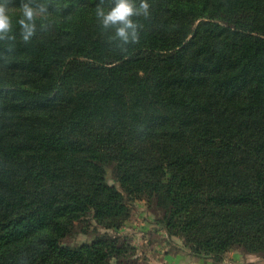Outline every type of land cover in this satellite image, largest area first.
<instances>
[{
  "label": "trees",
  "instance_id": "16d2710c",
  "mask_svg": "<svg viewBox=\"0 0 264 264\" xmlns=\"http://www.w3.org/2000/svg\"><path fill=\"white\" fill-rule=\"evenodd\" d=\"M46 2L50 30L0 41V264H131L125 235L61 240L143 197L192 255H264V0H149L127 51L111 0Z\"/></svg>",
  "mask_w": 264,
  "mask_h": 264
},
{
  "label": "clouds",
  "instance_id": "9594fccd",
  "mask_svg": "<svg viewBox=\"0 0 264 264\" xmlns=\"http://www.w3.org/2000/svg\"><path fill=\"white\" fill-rule=\"evenodd\" d=\"M49 13L46 0H22L18 6L0 0V41L14 40L18 32L21 40L30 42L38 31L47 32L53 27ZM150 14L149 0H111L107 6L98 4L95 9L99 27L111 33V39L121 51L139 42V18Z\"/></svg>",
  "mask_w": 264,
  "mask_h": 264
},
{
  "label": "rangeland",
  "instance_id": "374dc122",
  "mask_svg": "<svg viewBox=\"0 0 264 264\" xmlns=\"http://www.w3.org/2000/svg\"><path fill=\"white\" fill-rule=\"evenodd\" d=\"M112 168H113L112 164H109L107 166V179L109 180V182L114 183V174H113ZM116 185L118 186L117 183ZM130 206H131L132 213L129 219H131L132 217H134L135 214H137L135 213V211L139 209V206H142L144 209H147L146 201L144 197L131 202ZM150 212L151 214L149 215L145 213L144 216L139 218V221H142V220L151 221V219L149 218H152V220L156 221L158 220V218H161L163 210L161 208H155L153 209V211H150ZM148 216L149 218H147ZM124 225H125V222L117 230H115V228L105 229L104 227L98 225L97 222L90 215H87L84 219L76 222V226L74 228L73 233L64 237L61 240V244L69 245V246H76L82 242H90L91 240H93L99 235H102L105 232L111 233L112 235H115L118 233V234L125 235L130 241L131 245L134 247V252H133L134 254L131 257L129 256V259L127 260L132 261L131 264L133 263L149 264V258L151 254L152 256H156L155 254L157 253V248L155 249L154 244L159 243V240L163 238V237L161 238V236L158 237L159 235L158 231L159 229H163V226L160 225V223L158 222L157 225H155L157 227H152L153 229L151 230L148 229L147 233L141 235V233H139V231L136 232L135 229L133 230L127 229L126 231L125 229L122 228ZM127 228H130V227H127ZM142 236H143V239H142ZM227 252L224 254V258L222 262L218 264H221V263H224V264H227V263L264 264L263 253L247 252L241 247H233ZM247 253H251L252 255L246 256ZM124 263L126 264L127 262L125 261Z\"/></svg>",
  "mask_w": 264,
  "mask_h": 264
},
{
  "label": "crops",
  "instance_id": "0c3cea01",
  "mask_svg": "<svg viewBox=\"0 0 264 264\" xmlns=\"http://www.w3.org/2000/svg\"><path fill=\"white\" fill-rule=\"evenodd\" d=\"M135 213L137 214H135L134 217H132L128 221H125V225L122 228L125 229L126 231L127 229L130 230L135 229L136 232L139 231V233H141L142 235L147 233L148 229L151 230L153 229L152 227H157L155 225H157L158 222L152 220V218H149V216L147 218L151 219V221L148 220L139 221V218L144 216L145 213H147L148 215L151 214V212L148 211L147 209H144L142 206H139V209H137ZM158 233H159L158 237L161 236V238L162 237L163 238L160 239L161 241L159 240V243L154 244L155 249L157 248V253L155 254L156 256H152L151 254L149 258V264H215L213 263L211 257L196 256L189 253V251L186 248H184L181 239H179L176 236L168 237L164 229H159ZM249 255L252 254L251 253L246 254V256ZM227 264H231V263H227Z\"/></svg>",
  "mask_w": 264,
  "mask_h": 264
},
{
  "label": "water",
  "instance_id": "95a60500",
  "mask_svg": "<svg viewBox=\"0 0 264 264\" xmlns=\"http://www.w3.org/2000/svg\"><path fill=\"white\" fill-rule=\"evenodd\" d=\"M112 184V182H110Z\"/></svg>",
  "mask_w": 264,
  "mask_h": 264
}]
</instances>
